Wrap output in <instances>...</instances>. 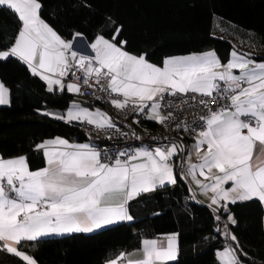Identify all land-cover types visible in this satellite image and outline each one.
<instances>
[{
	"label": "snow or ice",
	"instance_id": "1",
	"mask_svg": "<svg viewBox=\"0 0 264 264\" xmlns=\"http://www.w3.org/2000/svg\"><path fill=\"white\" fill-rule=\"evenodd\" d=\"M0 7L12 11L21 25L11 46L0 50V61L16 58L26 64L32 75L47 83L49 92L58 88L81 93V84L63 82L69 75L80 80L76 75L80 72L83 85L98 86L108 93L115 108L132 107L160 124L174 118L173 112L161 111L166 95L190 97L194 102L190 106H203L206 112L196 128L187 123L176 125L179 131L195 133L193 151L186 157L187 170L183 172L182 163L180 178L190 177L208 197V207L227 213L234 226L237 221L230 204L255 201L264 208V60L234 49L226 64L215 51H208L169 57L157 66L145 55L126 51V41L115 42L119 27L112 40L97 35L88 45L92 54H83L73 47L83 33L74 32L71 40L61 37L42 18L40 0H0ZM8 95L9 89L0 83V105L9 103ZM221 100L227 103L220 104ZM46 114L97 130L115 128L107 113L75 103L66 114ZM37 147L43 150L46 166L35 171L25 156L0 157V251L26 264L37 261L20 250L25 242L131 221V201L177 183L176 163L183 151L182 145L173 142L154 149L119 151L112 159L91 144L69 143L60 137ZM192 155L198 162L192 163ZM215 219L219 221L220 216ZM223 234L239 247L227 225ZM137 254L139 258L127 259V264H170L178 256L177 234L144 239L136 252H121L107 264ZM241 254L247 255L242 250ZM217 256L221 264H242L231 245Z\"/></svg>",
	"mask_w": 264,
	"mask_h": 264
},
{
	"label": "trees",
	"instance_id": "2",
	"mask_svg": "<svg viewBox=\"0 0 264 264\" xmlns=\"http://www.w3.org/2000/svg\"><path fill=\"white\" fill-rule=\"evenodd\" d=\"M42 18L63 38L74 32L92 42L97 35L126 41L131 54L162 65L164 59L215 51L223 62L238 47L234 40L259 50L264 60V0H40ZM219 23L226 35L215 32ZM16 15L0 7V50L8 49L20 28ZM0 79L11 94V105L0 106V156H26L32 170L45 166L38 145L56 137L91 142L82 124L67 123L46 113L65 111L76 97L66 91L49 92L39 76L16 58L0 61ZM140 125L155 124L141 120ZM92 143V142H91ZM177 183L142 194L128 205L133 219L92 234L25 242L20 250L37 264H107L121 252L141 247L144 239L177 234L179 257L170 264H220L217 252L225 247L222 224L209 207L192 200V191L181 179ZM237 224L232 241L243 264H264V208L259 203L229 205ZM223 216V214H221ZM219 229V231L217 230ZM243 253L247 255L244 256ZM0 264H26L21 258L0 251Z\"/></svg>",
	"mask_w": 264,
	"mask_h": 264
},
{
	"label": "built area",
	"instance_id": "3",
	"mask_svg": "<svg viewBox=\"0 0 264 264\" xmlns=\"http://www.w3.org/2000/svg\"><path fill=\"white\" fill-rule=\"evenodd\" d=\"M80 76V80L72 75L66 77L67 81L70 83L81 84V96L86 99L94 100L101 106L108 109L112 116V121L115 124L114 129L107 130H97L93 125L82 124L81 129L85 135L91 140L93 146L98 150L107 152L112 156V159L116 158V153L124 150H135L140 148L154 149L155 147L170 146L171 143L175 142L183 146V151L181 152V163L180 170L182 172L181 164L183 163V172L186 171L185 166V155L190 147V139L195 136L194 132L191 131H179L176 125L184 123L189 124L191 127L196 128L197 124L200 123L199 117L204 115L206 110L203 106H190L194 102L190 97H171L165 96L163 107L161 111L164 114L168 112L174 113V118L167 121L165 124H155L154 127H147L140 125L134 121L137 111L132 107L125 110H119L115 108L110 103V97L108 93L100 90L98 86L83 85V76L80 72L76 73ZM94 85V81L91 82ZM113 94V98H114ZM200 97L197 96V99ZM182 99H187L188 103L182 102ZM220 104H226L227 101H219ZM172 106L169 107L168 105ZM216 105H213L215 108ZM147 111V110H146ZM195 122V123H194ZM199 129L197 128V131ZM135 133V136L133 135ZM109 137H111L109 139ZM139 137V139H137ZM219 222L222 224L224 231L225 225H227V230L231 233V227L226 222L225 218L221 214ZM231 245L232 241L230 238L226 237L225 246Z\"/></svg>",
	"mask_w": 264,
	"mask_h": 264
},
{
	"label": "crops",
	"instance_id": "4",
	"mask_svg": "<svg viewBox=\"0 0 264 264\" xmlns=\"http://www.w3.org/2000/svg\"><path fill=\"white\" fill-rule=\"evenodd\" d=\"M61 36V35H60ZM62 37V36H61ZM65 39V38H64ZM65 40H67V39H65ZM71 40V39H70ZM93 42V41H92ZM116 42V41H115ZM91 42H88L84 37L83 38H77L76 39V41H75V43H74V45H73V47H74V49L75 50H77V51H79V52H81V53H83V54H92L91 53V49L88 47V45L90 44ZM119 44V43H118ZM234 44L238 47V49L236 50V51H238V52H240V53H252V58L253 59H255V60H257L256 58L258 57V53H259V50L258 49H256L254 46H252V47H249V48H247V47H244L242 44H243V42H241L239 39H237V40H234ZM206 52H208V51H206ZM204 53V52H203ZM216 53V52H215ZM217 54V53H216ZM134 55V54H133ZM217 56L219 57V55L217 54ZM174 57V56H173ZM169 58V57H168ZM220 58V57H219ZM220 60H221V58H220ZM257 61H261V60H257ZM221 62L222 63H224V64H226L227 62H223L222 60H221ZM26 65V64H25ZM163 65V64H162ZM162 65H159V66H162ZM65 84H67V83H70L69 81H67V79L65 78L64 79V81H63ZM0 83H3L2 81H1V79H0ZM4 84V83H3ZM47 84V83H46ZM5 85V84H4ZM5 87L7 88V86L5 85ZM54 87H56V86H54ZM57 92H61V91H59L58 90V88H57V90H56ZM67 93H70V94H72V95H74L75 97H76V99L70 104V106L68 107V109L69 108H71L72 107V105L75 103V104H77V105H79L81 108H86V109H88L89 111H95V110H99V111H101V112H103V113H107V115L109 116V117H111V119H112V116H111V114H110V112L108 111V109L107 108H105V107H103V106H101L100 104H98L96 101H94V100H90V99H86V98H83L82 96H81V94L80 93H75V92H68L67 90H65ZM8 99H9V103L8 104H4V105H0V106H5V107H8V106H10L11 105V94H10V91H9V95H8ZM68 109H66L65 111H62V112H60V111H51L50 113H53V114H66L67 113V111H68ZM51 117H53V118H55V115H50ZM56 119V118H55ZM59 120V119H58ZM141 120H145V121H149V122H151V123H153V124H158V122H156V121H154V120H150V119H147L146 118V115L145 114H143V113H137V115L135 116V118H134V121L135 122H137L138 121V123H140V121ZM62 121H64V120H62ZM73 124H85V123H81V122H79V121H74V122H72ZM195 137V136H194ZM194 137L192 138V139H190V142H191V144H190V147H189V149H188V151H187V153H186V155H185V166H186V170H187V162H186V157H188V155L190 154V153H192V151H193V144H194V142H195V140H194ZM57 138V137H56ZM60 138H62V139H67V138H64V137H60ZM53 139H55V138H53ZM49 140H52V139H49ZM68 141H69V143H76V144H84V143H88V144H91V145H93L91 142H78V141H76V140H70V139H67ZM48 141V140H47ZM41 150V152L43 153V150L42 149H40ZM44 155V154H43ZM1 157V156H0ZM19 157V156H18ZM26 157V156H25ZM45 157V156H44ZM15 158V157H14ZM181 153H180V156H179V160H180V162H181ZM5 159H9V158H5ZM191 161H192V163H196V162H198V160H197V157L195 156V155H192L191 156ZM27 162H28V165H29V161H28V159H27ZM45 166H46V158H45ZM44 166V167H45ZM43 167V168H44ZM29 168H30V166H29ZM42 169V168H41ZM30 170H32L31 168H30ZM33 171H35V170H33ZM186 172V171H185ZM176 173H177V177H178V172H177V170H176ZM201 179H203V177H201ZM186 182L188 183V185H189V187H190V189H191V191H192V194H193V197H192V200H194V201H197L198 203H201V204H203V205H206L207 207H208V204L210 203V201H209V199H208V197L207 196H205V195H203L202 193H201V191H200V189L192 182V180H191V178L190 177H187L186 179ZM207 182V181H206ZM165 186H172V185H170V184H166ZM164 186V187H165ZM162 188V187H161ZM213 207H215V206H213ZM212 210V209H211ZM215 214H223V217L225 218V220H226V222L229 224V226L231 227L232 226V224L230 223V222H228V220H227V213H224L223 211H219V212H214ZM235 218V217H234ZM123 223H129V221H122V222H118V223H115V224H113V225H109V226H105V227H102V228H100V229H96V230H94V231H92V232H87V233H85V234H92V233H95V232H98V231H100V230H103V229H106V228H109V227H113V226H116V225H119V224H123ZM223 232H224V228H223ZM80 233H84V232H80ZM74 234H79V233H71V234H64V235H50V236H47V237H42V238H40V239H46V238H54V237H66V236H71V235H74ZM163 238V237H162ZM162 238H154V239H157V240H159V239H162ZM39 239V240H40ZM177 239H178V256H177V259H178V257H179V237L177 236ZM225 247H227V246H225ZM225 247H223L222 249H220L218 252H220V251H223L224 249H225ZM141 248V247H140ZM139 248V249H140ZM136 250H138V249H136ZM136 250H133V251H129V252H123V253H133V252H136ZM217 252V253H218ZM119 255H117V256H115V257H113V258H110L108 261H110V260H112V259H116L117 257H118ZM137 258H139V254H137L136 256H129V257H127L126 259H121V260H118V264H127V259H137ZM217 258H218V260H219V262H220V264H221V259L217 256ZM177 259L175 260V261H177ZM107 261V262H108ZM175 261H172V262H175ZM171 263V262H170ZM243 264V263H242Z\"/></svg>",
	"mask_w": 264,
	"mask_h": 264
},
{
	"label": "rangeland",
	"instance_id": "5",
	"mask_svg": "<svg viewBox=\"0 0 264 264\" xmlns=\"http://www.w3.org/2000/svg\"><path fill=\"white\" fill-rule=\"evenodd\" d=\"M215 32L216 33H221V34H223V35H226V32L224 31V29H222V27H221V25L219 24V23H216V27H215ZM244 47H247V48H249L250 47V44H248V43H244L243 42V44H242Z\"/></svg>",
	"mask_w": 264,
	"mask_h": 264
}]
</instances>
